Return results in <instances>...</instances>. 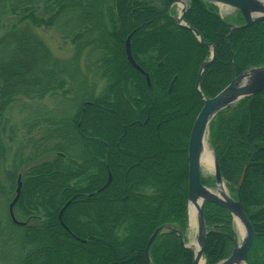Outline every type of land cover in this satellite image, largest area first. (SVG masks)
I'll return each instance as SVG.
<instances>
[{
	"label": "trees",
	"instance_id": "16d2710c",
	"mask_svg": "<svg viewBox=\"0 0 264 264\" xmlns=\"http://www.w3.org/2000/svg\"><path fill=\"white\" fill-rule=\"evenodd\" d=\"M236 13L226 19L237 27L230 30L214 5L187 2L183 22L215 49L199 84L206 98L264 66V22L241 28ZM41 29L59 33L72 55H54ZM129 36L150 88L126 59ZM209 55L176 27L172 5L162 0H0V264H147L144 250L157 229L184 237L187 144L202 107L195 82ZM44 99L52 109L39 105ZM14 108L26 114L20 128L7 115ZM208 135L220 176L254 230L245 263L264 264V91L219 113ZM141 145L154 152L151 161ZM18 177L13 215L24 227L8 213ZM69 201L67 232L58 214ZM203 216V259L218 264L231 253L232 217L210 204ZM148 255L150 264H192L194 256L165 229Z\"/></svg>",
	"mask_w": 264,
	"mask_h": 264
},
{
	"label": "water",
	"instance_id": "95a60500",
	"mask_svg": "<svg viewBox=\"0 0 264 264\" xmlns=\"http://www.w3.org/2000/svg\"><path fill=\"white\" fill-rule=\"evenodd\" d=\"M171 5H180L182 7L178 17L174 18L176 27L187 30L193 34L197 39L200 46L206 49L210 53L209 60L204 62L197 74L195 82V91L202 102V107L197 114L189 133V139L187 144V202H188V214L190 226L195 229V250L188 246L184 242V237L180 231L172 229L170 227L159 228L150 237L145 248V260L147 264H150L148 251L151 244L155 240L156 236L163 230H169L174 232L179 240V244L184 249H190L193 251V263L199 264L203 261V264H208L203 259V253L205 249L206 240V226L203 216L204 205L210 204L225 210L232 217L233 222L239 224L243 230V238L240 245H237L233 240V246L229 257L219 262L218 264H244L247 256L250 253L254 242V230L246 216L242 203L239 199H233L226 193L217 191L219 185L223 184V180L220 176L217 160L213 154V177L214 187L208 188L202 184L200 158L203 150V144L205 136H207L209 125L211 121L224 110L234 106L235 104L260 94L264 91V66L260 68H251L246 72H243L238 77L233 78L231 82L222 89L218 94L212 98H206L199 89L200 79L203 72L214 62L215 49L211 45L205 44L201 36L193 29L188 27L183 22V16L185 13L186 3L190 0H162ZM203 2L212 4L218 9L225 8L237 11L243 19V26L241 28H249L264 22V0H201ZM219 19L222 23L226 24L230 30L236 29V26L230 25L226 22L225 18L219 15ZM130 37L125 41V55L128 63L133 69L144 75L146 85L150 88L149 76L144 73L139 66L134 62L130 51ZM250 78V79H248ZM174 80L171 82L168 94H170L173 88ZM247 165L243 168L238 188L241 186ZM110 176L107 184L101 189L107 187L110 182ZM21 190V178L17 179V187L15 190V197L9 204L8 213L11 222L18 226L24 227L25 223L18 222L13 215V208L20 196ZM71 201L67 202L58 214V220L60 225L68 232V229L62 222L63 211L70 205ZM193 224V225H192Z\"/></svg>",
	"mask_w": 264,
	"mask_h": 264
},
{
	"label": "rangeland",
	"instance_id": "374dc122",
	"mask_svg": "<svg viewBox=\"0 0 264 264\" xmlns=\"http://www.w3.org/2000/svg\"><path fill=\"white\" fill-rule=\"evenodd\" d=\"M172 12H173V17H177L179 15L180 8L177 6H172ZM218 13L220 16H222L225 19H233V18H235L236 14H237L236 11H233L231 9H224V8L219 9ZM37 34L41 38V40L46 44V46L50 49V51L54 55H56L57 57L66 59L72 55L71 44L68 41L61 39V36L55 30H53V29H41V30H37ZM261 41H263V39L262 40L261 39L256 40L253 43L252 46L254 47V49H255V47H257L258 45L261 44ZM167 43L169 45L171 42L170 41L166 42L164 44L165 47L167 46ZM188 67H189L188 68V71H189L191 69V64ZM260 67H262V66H260ZM260 67H255V68H260ZM101 86H102V83L99 84V88ZM39 105H45V106H47L48 109H52L54 102L51 99H44ZM34 106H38V105H34ZM105 113L112 115L114 117H115V115L118 114V112H116L115 110H108ZM7 115H8L10 122L15 124L16 126H18L20 128L21 122L25 118L26 114H25V112H21L20 109L14 108V109H10L8 111ZM182 125H183V120L175 122L173 125V129L175 130V132H178V130H181ZM21 135H22V133H21ZM208 140H209V135L207 133V136H205V143L208 146L209 150L212 152V150L209 146ZM141 149H142L141 155H145L147 157V159L151 161V158L153 157L154 152L151 150L149 152H145L143 149V145H141ZM135 153L137 155H140L139 152H135ZM140 165H141L140 161H136L137 169H141ZM201 176L203 179V183H206L208 185V186L206 185V187H208V188L214 187L213 172L206 174L203 171V169H201ZM223 185L225 186L226 194H228L231 197L230 190L226 187V184L224 182H223ZM187 213H188V208H187ZM232 224H233L232 225L233 226V237H232L231 250H232V246H233V240L236 241L237 245H240L242 242V238H243V234L241 235L240 232H238L237 226L233 222V220H232ZM242 232H243V230H242ZM184 242L188 246L192 247L193 250H195V229H194V227L190 226L189 214H188L187 230H186V234L184 236ZM260 247H261V249L258 250V255L261 254V256L264 257V244H261ZM244 264H246V263H244Z\"/></svg>",
	"mask_w": 264,
	"mask_h": 264
},
{
	"label": "bare ground",
	"instance_id": "6f19581e",
	"mask_svg": "<svg viewBox=\"0 0 264 264\" xmlns=\"http://www.w3.org/2000/svg\"><path fill=\"white\" fill-rule=\"evenodd\" d=\"M248 79H250V78H248ZM213 163H214L213 154L209 150L208 146L206 145V143L204 141L203 150H202V154H201V158H200L201 169H203V171L206 174L212 173L213 172ZM217 191L221 192V193H226L225 186L223 184L219 185L217 188ZM236 226H237L238 232H240V234L242 235L243 234L242 228L240 227L239 224H237ZM199 264H203V261H200Z\"/></svg>",
	"mask_w": 264,
	"mask_h": 264
},
{
	"label": "flooded vegetation",
	"instance_id": "af4514ba",
	"mask_svg": "<svg viewBox=\"0 0 264 264\" xmlns=\"http://www.w3.org/2000/svg\"><path fill=\"white\" fill-rule=\"evenodd\" d=\"M185 10H186V8H185ZM205 50H206V49H205ZM209 54H210V53H209ZM209 57H210V55H209ZM208 60H209V58H208ZM208 60H207V61H208ZM214 61H215V60H214ZM212 64H213V63H212ZM212 64H211V65H212ZM211 65H210V66H211ZM210 66H209V67H210ZM203 73H204V72H203ZM170 93H171V92H170ZM163 230H164V229H163ZM163 230H162V231H163ZM162 231H161V232H162ZM159 234H160V233H159ZM182 235H183V234H182ZM148 241H149V240H148ZM153 242H154V241H153ZM152 244H153V243H152ZM152 244H151V245H152ZM146 245H147V244H146ZM145 248H146V247H145ZM149 250H150V249H149ZM188 250H190V249H188ZM190 251H192V250H190ZM144 252H145V250H144ZM192 252H193V251H192ZM148 254H149V251H148ZM144 255H145V253H144ZM148 256H149V255H148Z\"/></svg>",
	"mask_w": 264,
	"mask_h": 264
}]
</instances>
